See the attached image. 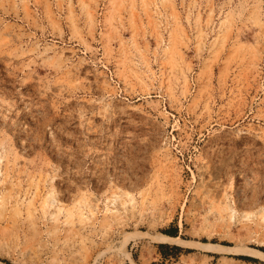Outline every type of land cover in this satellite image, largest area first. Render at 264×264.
<instances>
[{
	"label": "rangeland",
	"instance_id": "obj_1",
	"mask_svg": "<svg viewBox=\"0 0 264 264\" xmlns=\"http://www.w3.org/2000/svg\"><path fill=\"white\" fill-rule=\"evenodd\" d=\"M260 254L264 0H0V264Z\"/></svg>",
	"mask_w": 264,
	"mask_h": 264
},
{
	"label": "trees",
	"instance_id": "obj_2",
	"mask_svg": "<svg viewBox=\"0 0 264 264\" xmlns=\"http://www.w3.org/2000/svg\"><path fill=\"white\" fill-rule=\"evenodd\" d=\"M163 234L167 235V236H171V237H175L177 235V231L176 229H167V230H163L162 231ZM158 252L163 256V258L167 259L170 256H176L177 254L173 253V252H179L181 251V249H179L178 247L175 246H170V245H165V244H158L156 245ZM169 252V253H168ZM186 252V251H185ZM239 259L242 260H248V261H253V259L247 258V257H238Z\"/></svg>",
	"mask_w": 264,
	"mask_h": 264
},
{
	"label": "bare ground",
	"instance_id": "obj_3",
	"mask_svg": "<svg viewBox=\"0 0 264 264\" xmlns=\"http://www.w3.org/2000/svg\"><path fill=\"white\" fill-rule=\"evenodd\" d=\"M160 240L161 241H165V242H170V241H173L174 239L173 238H170V237H167V236H160ZM260 259H262L264 261V254H260Z\"/></svg>",
	"mask_w": 264,
	"mask_h": 264
}]
</instances>
